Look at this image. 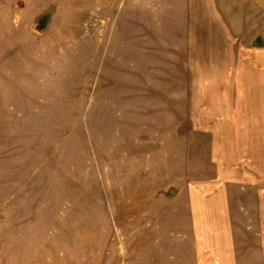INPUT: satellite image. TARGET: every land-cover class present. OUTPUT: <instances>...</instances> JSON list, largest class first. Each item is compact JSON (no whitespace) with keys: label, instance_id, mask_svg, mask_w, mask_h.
Wrapping results in <instances>:
<instances>
[{"label":"rangeland","instance_id":"obj_1","mask_svg":"<svg viewBox=\"0 0 264 264\" xmlns=\"http://www.w3.org/2000/svg\"><path fill=\"white\" fill-rule=\"evenodd\" d=\"M234 63L264 70V0H0V264H261Z\"/></svg>","mask_w":264,"mask_h":264},{"label":"crops","instance_id":"obj_2","mask_svg":"<svg viewBox=\"0 0 264 264\" xmlns=\"http://www.w3.org/2000/svg\"><path fill=\"white\" fill-rule=\"evenodd\" d=\"M202 61L204 62L203 66L206 67V62L204 59ZM260 62H263V59ZM261 64L263 65V63ZM233 67L234 68L232 70H234V72L232 75L234 74V78L239 80L236 87H234L235 90L240 89L241 91L249 94H254V90H256V101L261 105H264V70H261L260 72L254 70L246 71V67H243L241 63H234ZM241 67L244 69L243 71L241 70ZM222 74L224 78H227V74H229V72L224 71ZM239 83L241 86H238ZM197 86L198 88L203 87L202 84H197ZM254 86L256 87L255 89ZM248 135L249 137L246 139L252 141V134L249 132ZM261 150L264 152V148ZM259 219L261 220V229L258 228L259 226H255V228L251 227V225L246 226V228L242 229V233L239 235V237L247 238L252 236L259 240L258 243L261 245V247H257L258 250L254 248V252H252L254 257H251L250 259L253 258V261H258L261 264H264V211L261 212Z\"/></svg>","mask_w":264,"mask_h":264},{"label":"water","instance_id":"obj_3","mask_svg":"<svg viewBox=\"0 0 264 264\" xmlns=\"http://www.w3.org/2000/svg\"><path fill=\"white\" fill-rule=\"evenodd\" d=\"M45 24H46V20L45 19H42L38 26L36 27L38 31H43V29L45 28Z\"/></svg>","mask_w":264,"mask_h":264}]
</instances>
